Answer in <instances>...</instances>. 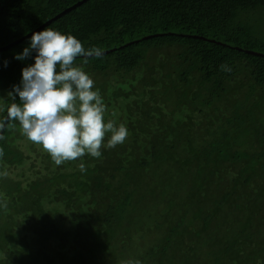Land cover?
Returning <instances> with one entry per match:
<instances>
[{
    "label": "trees",
    "instance_id": "trees-1",
    "mask_svg": "<svg viewBox=\"0 0 264 264\" xmlns=\"http://www.w3.org/2000/svg\"><path fill=\"white\" fill-rule=\"evenodd\" d=\"M78 1L0 0V47ZM45 27L102 51L75 63L128 136L57 166L5 122L0 264H264V0H84ZM29 37L0 51L5 103Z\"/></svg>",
    "mask_w": 264,
    "mask_h": 264
},
{
    "label": "clouds",
    "instance_id": "clouds-1",
    "mask_svg": "<svg viewBox=\"0 0 264 264\" xmlns=\"http://www.w3.org/2000/svg\"><path fill=\"white\" fill-rule=\"evenodd\" d=\"M102 55L99 48H85L77 37L58 29L33 31L27 46L14 54L17 61L32 62L21 68L19 83L6 92L8 102L0 97V127L18 122L22 134L57 166L85 155L99 158L102 147L123 144L128 129L105 120L106 106L94 80L75 63L78 57ZM79 171L86 172L83 163Z\"/></svg>",
    "mask_w": 264,
    "mask_h": 264
},
{
    "label": "water",
    "instance_id": "water-1",
    "mask_svg": "<svg viewBox=\"0 0 264 264\" xmlns=\"http://www.w3.org/2000/svg\"><path fill=\"white\" fill-rule=\"evenodd\" d=\"M83 1H84V0H80V1L76 2V3L73 4L72 6L66 8L63 12H66V11H68V10L74 8L75 6L79 5V4L82 3ZM63 12H61V13H59V14L53 16L52 18H50V19H48V20H46V21H45L44 23H42L41 25H39L38 27H36V28L33 29L32 31H30L29 33L25 34L24 36H22V37H20V38H18V39H16V40H14V41L11 42L10 44H8V45H6V46H3V47H0V51H1V50H5L6 48H8V47H10V46H12V45H14V44H16L17 42L23 40V39L26 38V37H29L33 31H39V30H41L43 27H45L46 25H48L49 23H51L54 19H56L57 17H59ZM212 41H214V40H212ZM247 52L253 53V52H251V51H247Z\"/></svg>",
    "mask_w": 264,
    "mask_h": 264
},
{
    "label": "rangeland",
    "instance_id": "rangeland-1",
    "mask_svg": "<svg viewBox=\"0 0 264 264\" xmlns=\"http://www.w3.org/2000/svg\"><path fill=\"white\" fill-rule=\"evenodd\" d=\"M21 133H22V132H21ZM21 133H20V134H21Z\"/></svg>",
    "mask_w": 264,
    "mask_h": 264
}]
</instances>
